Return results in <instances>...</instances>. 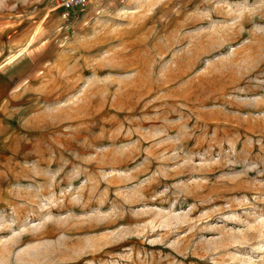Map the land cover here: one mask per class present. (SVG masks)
I'll return each mask as SVG.
<instances>
[{"label": "rangeland", "instance_id": "rangeland-1", "mask_svg": "<svg viewBox=\"0 0 264 264\" xmlns=\"http://www.w3.org/2000/svg\"><path fill=\"white\" fill-rule=\"evenodd\" d=\"M0 264H264V0H0Z\"/></svg>", "mask_w": 264, "mask_h": 264}, {"label": "built area", "instance_id": "built-area-1", "mask_svg": "<svg viewBox=\"0 0 264 264\" xmlns=\"http://www.w3.org/2000/svg\"><path fill=\"white\" fill-rule=\"evenodd\" d=\"M59 7L63 8L65 11H75L84 9L89 0H56Z\"/></svg>", "mask_w": 264, "mask_h": 264}]
</instances>
